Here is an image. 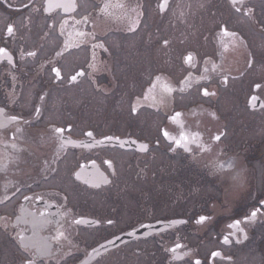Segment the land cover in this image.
I'll return each instance as SVG.
<instances>
[{
    "label": "flooded vegetation",
    "instance_id": "1",
    "mask_svg": "<svg viewBox=\"0 0 264 264\" xmlns=\"http://www.w3.org/2000/svg\"><path fill=\"white\" fill-rule=\"evenodd\" d=\"M176 1L0 0V264H264V77L253 73L264 60V0H204L220 18L205 34L215 53L208 65L187 49L178 77L174 67L124 72L119 50L140 34L146 48L176 50L160 27L166 15L175 20ZM232 43L244 45L247 64L213 71L221 45ZM240 80L249 87L246 117L261 118L257 130L222 107ZM195 91L193 104L176 102ZM118 92L130 102L122 125L85 124L90 96ZM74 100L82 103L72 108ZM145 111L159 123L144 124ZM164 131L198 134L207 151L176 148ZM30 214L51 223L33 236ZM237 221L242 231L228 227ZM57 231L67 239L52 240ZM45 237L52 253L41 258L33 245Z\"/></svg>",
    "mask_w": 264,
    "mask_h": 264
},
{
    "label": "rangeland",
    "instance_id": "2",
    "mask_svg": "<svg viewBox=\"0 0 264 264\" xmlns=\"http://www.w3.org/2000/svg\"><path fill=\"white\" fill-rule=\"evenodd\" d=\"M204 4V0H178L174 7L175 14L173 17H175V20L172 21V18L169 15H166L161 19V32L162 29L170 32L175 43L176 50L173 54H167L161 44L159 49L152 50V47L146 48L151 44L149 45L146 43V36L144 34L143 37L142 34L138 35V39L140 40L139 43H136V38L127 40V42L129 41L128 43L123 42L124 48L126 49L119 50L118 54L121 58L120 61L124 63L122 65V67H124L123 71L129 73L131 72L130 70L133 69L131 72L132 75L141 71V73L144 74L143 76L147 77L157 66L160 70L165 69L167 71L170 70L171 67H174L177 75L176 77H178L185 72L182 65V57L184 56V51L187 49H190V51H193L196 54V62L198 66L204 59H209L207 57H214L215 53H212V51L209 50V47L211 46V38L206 37L205 34L209 29L212 30L216 23L220 21V18L209 14L207 10L209 5H206L203 8ZM235 19L238 18L235 17ZM163 39L164 38H162L161 35L160 43ZM132 47H135L136 49L133 50L131 49ZM228 48L229 49L225 52L223 68L232 69L239 67V69H241L243 65L247 64L250 55L247 53L243 44L232 43ZM218 56L220 57V55ZM210 61V59L206 61L207 65ZM196 71L198 72L197 69ZM253 73H255L256 78L260 76L264 77V60H256ZM240 82L241 83L235 88V90L233 92L231 91L232 94H229L228 99L221 103L223 104L222 107L228 110V112H234L235 124H238V120L242 121L243 119L247 120L249 118L250 120L255 121L251 126L257 130L258 127L262 126L260 122L261 118H258V115H247L248 118L246 117L242 103L243 96L248 92L247 88L249 87L248 84L244 83L242 80H240ZM179 83H181V81ZM130 85L127 84L122 88L126 90V88H130ZM195 93L196 91L188 96L181 97V99L178 98V101L176 102L180 103L182 106H186L188 103L193 104L195 100L198 99ZM123 94L118 92L116 96L114 95L107 101L99 96L94 99L90 96L91 100L89 104H91V107L88 108V112L84 113V117L82 118L85 121V124L103 126L107 125V122L110 121L111 125H122L123 122L121 120L128 116L130 110V102L128 101L129 95L125 93L123 96ZM81 103L82 102H79L78 100L71 101L70 107L74 108ZM141 115L143 116L144 124L150 123V125H157V123H159L155 116L146 111ZM76 119L73 118V120ZM210 171L211 174L214 173L213 170L210 169Z\"/></svg>",
    "mask_w": 264,
    "mask_h": 264
},
{
    "label": "snow or ice",
    "instance_id": "3",
    "mask_svg": "<svg viewBox=\"0 0 264 264\" xmlns=\"http://www.w3.org/2000/svg\"><path fill=\"white\" fill-rule=\"evenodd\" d=\"M165 2H166V0H165ZM134 30H135V29H133V31H134ZM226 33H227V29L225 28V29L222 30V35L224 36V34H226ZM165 43H167V42H165ZM221 47L224 48V51L220 52L221 65L213 64V66H212V70H213V71H217V70H219V69L222 67V65H223V60L225 59V52L227 51V48H226V46H224L223 44L221 45ZM28 55H30V56H35V52H30V53H28ZM192 59H193V58H192L191 56H189V57L187 58L188 61H191ZM7 62H8L9 64H13V60H11V59H9ZM204 71H205V73H207V72H208V69L205 68ZM53 72H54L57 76H59V69H53ZM81 74H83V73H81ZM75 79H76L75 77L72 78L73 82H75ZM200 79H207V75H204V76L200 77ZM224 83H227V77H225ZM168 89H169V91H168L169 93H171L172 91H174V89H172V88H168ZM184 90H185L184 87H181V88L179 89V91H181V92H183ZM202 95H203V96H209L210 93H209V91L205 88V89L202 90ZM212 95H214V93H212ZM135 112H136V109L134 108V109H133V113H135ZM181 115H182L181 113L177 112V113H175V114L171 117V120H172L173 122H175V121H177V119H178ZM16 120H17V118H15L13 121L15 122ZM0 127H2V125H0ZM57 131H58L59 133H63V132L65 131V129L60 128V129H57ZM68 131H71V128H69ZM88 135H91V133H88ZM162 135L164 136V138H165L166 140H167V139H171V143L174 144V145L176 146V148H181V147H183V149H184L185 152H190V151H191L190 144H196V145H197L198 147H200L201 149L207 151V149L204 148V145L200 142V137H199L198 134H196V135H192V136H189V135H186V134L182 133V134L179 136L178 139H177V138H174V137H171V136H170V133H169L168 131H164V132L162 133ZM215 139H216V140H219L220 137L217 136V137H215ZM125 143H127V141H126ZM132 143L135 144L136 142H135V141H132ZM148 147H149V146H148L147 144H140V145H139V148H138L137 150L140 151V152H147V151H148ZM172 150L175 151V149H172ZM228 166L231 167V164H229ZM222 167H223V165H218V166H217L218 169H219V168H222ZM53 207H54V205H53ZM30 215L32 216V219H31L30 221H27L26 223H29V224L31 225V227H32V229H33V236H35V234H36L35 229H36L37 227H39L41 230H44L43 226H44L45 224L51 223L50 221H44L43 219H39V220H38L37 217H36L35 215H33V214H30ZM256 215H257L256 211H253V212L251 213V216H252L253 218H255ZM81 221H82V220L77 219V220L75 221V223H76V224H80ZM204 222H205V217H203V216L199 217L198 220L196 221L197 224H201V225L204 224ZM183 223H186V221H183ZM238 226H239V221H237V222L234 223V224H229V225H228V227H229L230 229L241 230ZM241 231H242V230H241ZM129 235H134V233H129ZM232 235H236V233L233 232ZM21 238H23V237H21ZM245 238H246V237H245ZM29 239H31V238H29ZM51 239H52V240H56V241H58V240H60V239H67V237H66V235H65V233H64L63 231H57V235H56L55 237H52ZM223 243H224L225 245H227V244L229 243V237H228V236L223 237ZM26 247H28V246L26 245ZM33 247L36 249L38 256H40L41 258H43L44 256L50 255V254L52 253V247H53V245H52V243L49 242V237H45V238H44V242H43L42 244H39V245H33ZM177 247H180V246L177 245ZM173 251H174V250H173ZM218 255H219L218 252H213V253H212V256H213V257H216V256H218ZM27 264H35V262H34V261H32V262H27ZM196 264H199V261H197Z\"/></svg>",
    "mask_w": 264,
    "mask_h": 264
},
{
    "label": "water",
    "instance_id": "4",
    "mask_svg": "<svg viewBox=\"0 0 264 264\" xmlns=\"http://www.w3.org/2000/svg\"><path fill=\"white\" fill-rule=\"evenodd\" d=\"M53 6H57V5H53ZM188 58V57H187ZM187 58H186V60H187ZM188 61V60H187ZM250 105H251V108L253 109V108H259L260 106H261V103H260V101H259V99L258 98H252L251 100H250Z\"/></svg>",
    "mask_w": 264,
    "mask_h": 264
}]
</instances>
